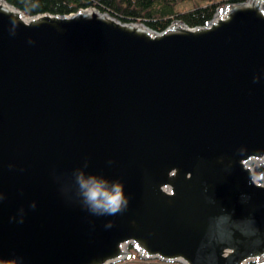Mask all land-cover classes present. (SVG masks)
Returning a JSON list of instances; mask_svg holds the SVG:
<instances>
[{
    "label": "water",
    "instance_id": "obj_1",
    "mask_svg": "<svg viewBox=\"0 0 264 264\" xmlns=\"http://www.w3.org/2000/svg\"><path fill=\"white\" fill-rule=\"evenodd\" d=\"M263 0L161 32L0 0V264L264 261ZM86 181L128 201L94 214Z\"/></svg>",
    "mask_w": 264,
    "mask_h": 264
},
{
    "label": "trees",
    "instance_id": "obj_2",
    "mask_svg": "<svg viewBox=\"0 0 264 264\" xmlns=\"http://www.w3.org/2000/svg\"><path fill=\"white\" fill-rule=\"evenodd\" d=\"M21 10L26 16L40 13L69 14L80 9L95 8L106 12L121 22H141L150 29L161 32L173 19L183 21L187 26L205 25L217 7L225 2L245 0H210L205 5L195 4L182 8L190 0H4ZM193 1V0H192ZM214 1V2H213ZM264 172V166L260 168ZM249 264H264V262Z\"/></svg>",
    "mask_w": 264,
    "mask_h": 264
},
{
    "label": "clouds",
    "instance_id": "obj_3",
    "mask_svg": "<svg viewBox=\"0 0 264 264\" xmlns=\"http://www.w3.org/2000/svg\"><path fill=\"white\" fill-rule=\"evenodd\" d=\"M82 186L86 189V202L94 214L113 215L127 206L128 201L119 182L109 185L107 182L86 181Z\"/></svg>",
    "mask_w": 264,
    "mask_h": 264
},
{
    "label": "rangeland",
    "instance_id": "obj_4",
    "mask_svg": "<svg viewBox=\"0 0 264 264\" xmlns=\"http://www.w3.org/2000/svg\"><path fill=\"white\" fill-rule=\"evenodd\" d=\"M208 2H212V1L210 0H193V1L190 0L186 2L184 5H182V8H192L193 6H195V4L203 6ZM217 8H220V6ZM250 165L261 173L260 168L264 166V163L262 161L252 160L250 162ZM125 250L127 254L122 259L117 260L115 262H111L109 264H184L181 261L168 262V261L160 260L158 258L145 259L138 254V252L135 250V248L130 243L126 246ZM250 262L252 261H249L247 264H249Z\"/></svg>",
    "mask_w": 264,
    "mask_h": 264
},
{
    "label": "bare ground",
    "instance_id": "obj_5",
    "mask_svg": "<svg viewBox=\"0 0 264 264\" xmlns=\"http://www.w3.org/2000/svg\"><path fill=\"white\" fill-rule=\"evenodd\" d=\"M264 3H263V1H262V5H263ZM253 169H254V171L256 172V175H257V177L258 178H262L263 176H262V174L259 172V171H257L254 167H253ZM126 251V250H125ZM127 253H125V255H126ZM247 264V263H246Z\"/></svg>",
    "mask_w": 264,
    "mask_h": 264
}]
</instances>
